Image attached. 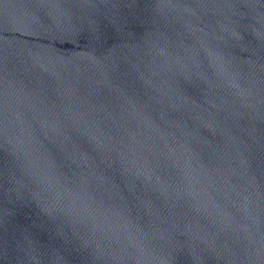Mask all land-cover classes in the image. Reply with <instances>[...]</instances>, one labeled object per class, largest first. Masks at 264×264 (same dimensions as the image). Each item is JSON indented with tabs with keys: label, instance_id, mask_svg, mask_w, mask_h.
Listing matches in <instances>:
<instances>
[{
	"label": "water",
	"instance_id": "water-1",
	"mask_svg": "<svg viewBox=\"0 0 264 264\" xmlns=\"http://www.w3.org/2000/svg\"><path fill=\"white\" fill-rule=\"evenodd\" d=\"M0 264H264V0H0Z\"/></svg>",
	"mask_w": 264,
	"mask_h": 264
}]
</instances>
